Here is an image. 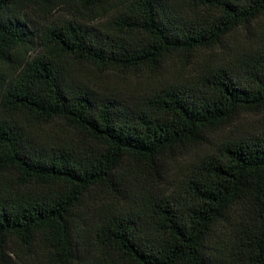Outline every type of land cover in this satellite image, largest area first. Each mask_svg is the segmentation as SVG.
Returning a JSON list of instances; mask_svg holds the SVG:
<instances>
[{"label": "trees", "instance_id": "trees-1", "mask_svg": "<svg viewBox=\"0 0 264 264\" xmlns=\"http://www.w3.org/2000/svg\"><path fill=\"white\" fill-rule=\"evenodd\" d=\"M263 19L0 0V264H264Z\"/></svg>", "mask_w": 264, "mask_h": 264}, {"label": "rangeland", "instance_id": "rangeland-1", "mask_svg": "<svg viewBox=\"0 0 264 264\" xmlns=\"http://www.w3.org/2000/svg\"><path fill=\"white\" fill-rule=\"evenodd\" d=\"M262 24L264 26V19L262 20ZM176 70L175 67L172 68V71L174 72ZM92 75H95L96 78L100 77L99 82L107 87V85H113L114 87H117L120 89L124 94L128 93H139L142 91V88L145 87L144 80H139L137 77L130 76L127 74H102L99 72V70L92 69L90 70Z\"/></svg>", "mask_w": 264, "mask_h": 264}]
</instances>
